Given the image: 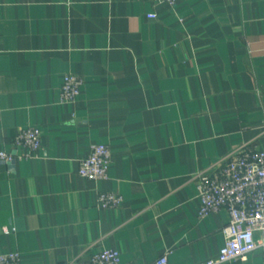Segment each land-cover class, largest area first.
Returning a JSON list of instances; mask_svg holds the SVG:
<instances>
[{
	"label": "crops",
	"instance_id": "crops-1",
	"mask_svg": "<svg viewBox=\"0 0 264 264\" xmlns=\"http://www.w3.org/2000/svg\"><path fill=\"white\" fill-rule=\"evenodd\" d=\"M64 74L82 80L74 102L59 100ZM26 126L41 146L0 161V253L215 258L228 214L198 218L193 176L264 151V0H0V151ZM94 143L111 159L97 181L77 173ZM100 191L122 203L97 207ZM222 264H264V251Z\"/></svg>",
	"mask_w": 264,
	"mask_h": 264
},
{
	"label": "built area",
	"instance_id": "built-area-1",
	"mask_svg": "<svg viewBox=\"0 0 264 264\" xmlns=\"http://www.w3.org/2000/svg\"><path fill=\"white\" fill-rule=\"evenodd\" d=\"M150 1L165 3L170 7L177 3V0ZM81 84L80 77L64 74L59 89L60 102H74L80 95ZM40 146V130L35 126H26L13 138L12 151H0V161L11 162L28 158L34 155ZM110 162L108 146L94 143L79 159L77 173L87 180L105 179ZM193 179L200 200L198 218L220 209H224L228 214V221L221 228L224 241L217 256L205 259L199 264L243 261L257 249L264 251V151L244 145L223 157L219 163L198 171ZM122 200L121 195L112 191H100L96 195V205L99 208H116ZM0 264H21L19 253H0ZM68 264L123 263L117 250L104 248L85 257L79 256ZM154 264H168L167 253L158 257Z\"/></svg>",
	"mask_w": 264,
	"mask_h": 264
}]
</instances>
